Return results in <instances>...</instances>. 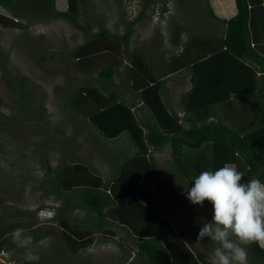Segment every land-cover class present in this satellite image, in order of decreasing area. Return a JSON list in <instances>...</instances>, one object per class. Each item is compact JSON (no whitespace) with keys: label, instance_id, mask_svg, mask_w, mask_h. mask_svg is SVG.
Returning a JSON list of instances; mask_svg holds the SVG:
<instances>
[{"label":"trees","instance_id":"trees-1","mask_svg":"<svg viewBox=\"0 0 264 264\" xmlns=\"http://www.w3.org/2000/svg\"><path fill=\"white\" fill-rule=\"evenodd\" d=\"M151 1L146 0L147 4ZM168 2H156L159 18L150 20L153 24L165 23ZM65 3V8L58 9L56 0H0L9 12L0 13V24L16 26L20 18L54 15L81 30L84 39L73 48L72 56L80 71H96L98 84L80 86L68 104L74 114L86 117L106 149L110 147L105 140L123 134L132 150L110 151L106 177L79 158L62 161L56 168L52 193L63 206L91 214V223L73 227L51 216L65 227L59 239L71 249H85L94 231L102 235L107 231L108 237H114L118 229L134 242L132 257L140 259L139 264H213L174 225L151 190L159 173L155 153L168 145L172 164L191 185L201 178L218 177L214 181L221 188L228 184L244 187L240 214L247 223L245 230L253 231L247 238L252 254L249 264H264V234L257 231L258 226L264 229V207L254 202L259 187L264 186V0H233L234 12L226 18H219L208 6L222 34H185L176 42L178 50L168 49L166 58L162 54L158 59L164 71L187 72L189 88L179 96V111L167 108L162 100V79L153 72L151 59L139 48H128L133 26L145 15L146 6L130 19L119 18L120 32L106 26L89 32L79 20L80 15L86 17L84 0ZM119 63L124 85L140 102L137 108L150 115L143 116L132 108L127 93L111 87L115 83L110 78ZM143 70L144 77L138 75ZM6 219L0 217V252L23 239L16 240L15 235L27 234L24 238L32 241L39 236L28 222L14 219L10 224ZM22 256L12 264H46L38 256ZM10 259L0 264H11Z\"/></svg>","mask_w":264,"mask_h":264},{"label":"rangeland","instance_id":"rangeland-1","mask_svg":"<svg viewBox=\"0 0 264 264\" xmlns=\"http://www.w3.org/2000/svg\"><path fill=\"white\" fill-rule=\"evenodd\" d=\"M159 1L165 0H153L149 4L146 0H84L86 17L80 15L79 20L89 32L100 26L120 32L123 26L119 18L127 15L132 18L144 6L149 16L151 6ZM65 4V0H56L58 9L65 8ZM207 11L206 0H171L167 17L169 29L176 32L171 40L176 44L180 28L181 34L186 36L196 33L186 30L183 23L190 14L201 16ZM0 13L9 14L2 6ZM145 21L140 20L133 26L128 48L141 46L145 40L148 47L154 34L151 30L155 28H148ZM25 22L27 25L21 26ZM17 24L20 25L0 24V217H7L4 222L10 224L14 219L26 221L39 236L32 241L24 238L27 234L15 235L16 240L24 239L17 244L24 245L22 249L18 245L11 249L24 257L38 256L46 264H139L140 259L127 257L134 245L131 247V239L118 229L114 237H108L107 232L102 235L94 231V240L85 249L75 250L59 239V231H64L65 227L58 219L40 215L39 209H49L52 216L62 218L70 227L91 223L90 213L63 206L61 198L52 193L55 170L62 161L79 158L106 177L112 157L110 148L117 150L126 143L121 135L105 140L106 146H110L106 149L103 138L86 117L74 114L68 104V99L80 86L98 84L96 71H80L72 56L73 48L83 41L84 33L54 15L20 18ZM145 35L149 38L145 39ZM164 44L155 45L152 59L145 54V49L139 50L155 64L162 56L160 46ZM120 64L110 78L115 83L111 87L126 93ZM167 149L164 147L155 155L159 173L151 190L165 205L171 221L206 261L249 264L252 254L247 238L253 231L245 230L247 223L240 214L244 187L228 184L221 188L212 179H199L191 185L182 179ZM63 197H67L66 193ZM254 202L264 207V186L259 187ZM257 229L264 234L262 227ZM121 242L128 252L122 251ZM0 255L5 261L10 259L5 250ZM16 261L17 258L12 257L9 263Z\"/></svg>","mask_w":264,"mask_h":264},{"label":"crops","instance_id":"crops-1","mask_svg":"<svg viewBox=\"0 0 264 264\" xmlns=\"http://www.w3.org/2000/svg\"><path fill=\"white\" fill-rule=\"evenodd\" d=\"M206 1L208 2V6L211 8L212 12L216 16H218L219 18H226L229 14L234 12L233 0H206ZM190 15H191L190 17H192V19L189 17L188 18L189 20L187 19L183 23V25H187L188 29H190L189 30L190 32L199 33L200 35H202V37L218 36V35L222 34L221 24L219 22L214 21L213 18H211L209 16L208 11L206 13H201V16H198V14L196 15L194 13H192ZM127 16H129V15H127ZM144 19H146L145 22H147L148 28H150V29L155 28L154 31L151 30V33H154L152 35L153 38H151V41L148 43V47H146V45H145V44H147V42H145L146 41L145 40V41H142L141 46H136V48L145 49V54L150 55L151 59L153 56V54L151 52L153 51L155 45H161V43L163 45V43H165L164 46H160V49L162 50V54H164L165 58H166V53H167L168 49L169 50L170 49H174V50L179 49V47L176 46L175 42H173L171 40V38L173 36L172 34L176 33V32H173L171 29H169L168 17H167V19L163 25L153 24L146 14L141 18V20H144ZM137 22H139V20ZM181 29L182 28L179 29V35L177 36L176 40L183 37V34H181L182 33ZM163 34H165L166 37H164V38L161 37V36H163ZM145 36H146V37H144L145 39L149 38V36H147V35H145ZM200 43L203 44V42H200ZM173 46H176V47L173 48ZM156 52H157V48L154 50V53H156ZM156 62L157 61H155L153 72L158 73L157 75L159 76L160 79H162L161 98L165 102L167 108L179 111V101H180L179 96L182 92H186V90H188V88H189V81L187 80V76H188L187 72L182 71L180 69H175V70L171 71L170 68H168V70L164 71V69L161 68V65H162L161 61L158 60L157 64H156ZM141 72L142 73H140V74L138 73V75H140V76L143 75L142 77H144L145 76V73H144L145 70H143ZM126 93L129 96L128 98L134 104V107L132 106V108L136 109L140 102L134 96L133 90L129 86H127V92ZM137 110L140 111L143 116H147V114H149L144 109L137 108ZM121 135H122V139L125 140L124 143H126L124 146L121 145V147H123L122 150H126L127 152L131 151L132 145H131L130 141L128 139H126L125 135H123V134H121ZM121 135H119V136H121ZM119 136H117L115 138H118ZM115 138H113V139H115ZM164 147L168 148L167 150H168V153L170 156L169 146L165 145ZM164 147L162 149H164ZM110 149H111L110 151H112L115 148L111 147ZM162 149H161V151H162ZM156 153H158V152H156ZM156 153H155V155H156ZM157 164H158V162H157ZM154 185H155V183H154ZM154 185H153V187H154ZM104 230H106V229H104ZM244 239H246V238H244ZM98 242H99V240H98ZM102 242H104V241H102ZM17 245H18L19 249H22L21 247L24 244L23 243H19V244L16 243V246ZM133 245H134V242L132 241L131 247ZM121 248H123L122 251L123 250L125 251L124 253L128 252L125 244H123V246ZM5 251L9 254L10 258H12V257L21 258V256H22V254L16 253L12 249L5 250ZM130 251L131 252L130 253L128 252L127 257L130 256V258H131L135 253L134 252L135 251L134 246H133V249L132 248L130 249ZM3 257L4 256L0 255V260L4 259Z\"/></svg>","mask_w":264,"mask_h":264},{"label":"built area","instance_id":"built-area-1","mask_svg":"<svg viewBox=\"0 0 264 264\" xmlns=\"http://www.w3.org/2000/svg\"><path fill=\"white\" fill-rule=\"evenodd\" d=\"M166 6L168 7V3L166 4ZM159 5L157 3L154 4L152 12H151V20L154 22H157L158 18H159ZM42 215H50V210H40Z\"/></svg>","mask_w":264,"mask_h":264},{"label":"clouds","instance_id":"clouds-1","mask_svg":"<svg viewBox=\"0 0 264 264\" xmlns=\"http://www.w3.org/2000/svg\"><path fill=\"white\" fill-rule=\"evenodd\" d=\"M167 4V3H166ZM170 5H171V2H168V7H170ZM153 6H154V4L151 6V8H150V11H149V19L151 20V12H152V9H153ZM218 177H212L211 179L212 180H215V179H217ZM201 179H203V178H201ZM205 179V178H204ZM39 210H47V209H39ZM40 213V212H39ZM40 215H42L41 213H40ZM42 216H45V217H50V216H52V214H50V215H42ZM98 241V240H97ZM96 241V242H97Z\"/></svg>","mask_w":264,"mask_h":264}]
</instances>
